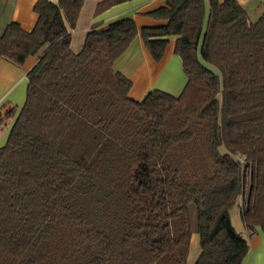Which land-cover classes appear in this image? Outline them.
I'll return each instance as SVG.
<instances>
[{
  "label": "trees",
  "instance_id": "trees-1",
  "mask_svg": "<svg viewBox=\"0 0 264 264\" xmlns=\"http://www.w3.org/2000/svg\"><path fill=\"white\" fill-rule=\"evenodd\" d=\"M83 2L38 0L30 32L0 35V59L37 57L0 147V264H186L193 233L194 264H241L238 201L264 235V11L249 23L235 0H166L147 14L166 24L140 34L156 62L176 37L186 83L135 102L113 68L134 21L91 25L74 52Z\"/></svg>",
  "mask_w": 264,
  "mask_h": 264
},
{
  "label": "crops",
  "instance_id": "crops-1",
  "mask_svg": "<svg viewBox=\"0 0 264 264\" xmlns=\"http://www.w3.org/2000/svg\"><path fill=\"white\" fill-rule=\"evenodd\" d=\"M37 1L0 0V35L10 23H15L21 30L30 32L38 18L33 9ZM47 1L57 2V0ZM98 1L100 0L94 3L96 4ZM235 1L246 11L247 5L252 0ZM165 2L166 0H130L115 5L96 17H93L94 8H92L84 28L86 33L91 25L94 24L102 27L123 18H130L134 21L138 34L126 51L115 61L113 68L130 81L131 86L128 98L135 102L142 101L146 94L153 90L161 91L171 96H178L186 83L181 60L173 52L176 37L168 38V44L161 60L158 62L152 59L141 38V29L159 27L166 24L165 21L154 20L147 15L165 6ZM84 5L85 0L79 12L76 26L71 32V49L74 52L75 50H73L72 46L73 32L79 26ZM255 11L250 14L252 18L246 12L249 23L255 22L264 9ZM254 15H258L256 19L253 18ZM36 61L37 57L32 56L28 57L21 66H16L5 59H0V147L5 145L9 131L24 104L27 86L26 74ZM8 112H11L12 116ZM242 237L247 242L248 252L241 264H264V235L260 229H245ZM192 238L196 243L199 237L194 234ZM195 259L196 257L188 256L187 264H194Z\"/></svg>",
  "mask_w": 264,
  "mask_h": 264
},
{
  "label": "rangeland",
  "instance_id": "rangeland-1",
  "mask_svg": "<svg viewBox=\"0 0 264 264\" xmlns=\"http://www.w3.org/2000/svg\"><path fill=\"white\" fill-rule=\"evenodd\" d=\"M96 1L97 0H85V5H84V8L82 10L79 26L77 27L75 32H73L74 35H73L72 46H73V50H75V52H78L80 50L81 46L83 45V41H84V37H85L84 28L86 26V23L88 22V17H89L90 12L92 11V8H94V4H95L94 2H96ZM260 9L261 10L264 9V0H252V1H250V4L247 5L246 12H248V15L251 17L250 14H252L253 12H256L255 10L259 11ZM257 16L258 15H256V16L254 15L253 18L256 19ZM239 159L241 160V158H239ZM229 216H230V221H231L232 227L235 230V232L243 236V234L245 232V227H244V224L242 222L240 211H239V201L230 209ZM194 234L195 233H193L190 237L187 257L188 256L196 257V259H197V257L200 254V252H199L200 251V244H199V238H198V241L196 243L193 240L192 236ZM196 259L194 260V263H195ZM186 264H187V259H186Z\"/></svg>",
  "mask_w": 264,
  "mask_h": 264
}]
</instances>
